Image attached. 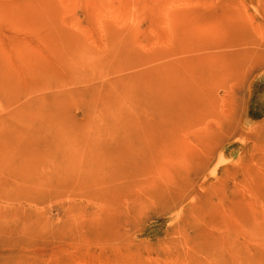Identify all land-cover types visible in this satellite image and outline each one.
I'll list each match as a JSON object with an SVG mask.
<instances>
[{
    "label": "rangeland",
    "instance_id": "1",
    "mask_svg": "<svg viewBox=\"0 0 264 264\" xmlns=\"http://www.w3.org/2000/svg\"><path fill=\"white\" fill-rule=\"evenodd\" d=\"M0 264H264V0H0Z\"/></svg>",
    "mask_w": 264,
    "mask_h": 264
}]
</instances>
